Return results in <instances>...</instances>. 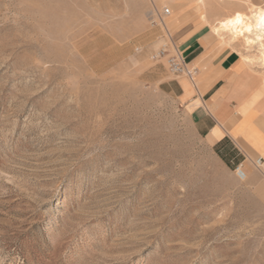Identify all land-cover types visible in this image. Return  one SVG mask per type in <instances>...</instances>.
<instances>
[{
    "label": "rangeland",
    "instance_id": "374dc122",
    "mask_svg": "<svg viewBox=\"0 0 264 264\" xmlns=\"http://www.w3.org/2000/svg\"><path fill=\"white\" fill-rule=\"evenodd\" d=\"M164 7L0 0V264H264L261 155L209 139L155 58L191 28L264 76L259 53Z\"/></svg>",
    "mask_w": 264,
    "mask_h": 264
},
{
    "label": "crops",
    "instance_id": "0c3cea01",
    "mask_svg": "<svg viewBox=\"0 0 264 264\" xmlns=\"http://www.w3.org/2000/svg\"><path fill=\"white\" fill-rule=\"evenodd\" d=\"M156 1L171 6L168 17L175 16L176 24L195 18L198 27L208 26L217 35L213 27L205 23L202 14L214 24L238 9L245 10L250 0L235 3L234 0H204L202 6L198 0ZM194 8L196 12L193 13ZM161 12L158 9V13ZM193 31L191 28L184 32L179 41L186 57L199 71L193 80L177 76L179 100L192 109L201 131L215 144L228 141L249 158L256 154L264 158L263 74L257 65L229 47L220 49V45L208 44L207 33ZM217 36L219 42L224 41Z\"/></svg>",
    "mask_w": 264,
    "mask_h": 264
},
{
    "label": "bare ground",
    "instance_id": "6f19581e",
    "mask_svg": "<svg viewBox=\"0 0 264 264\" xmlns=\"http://www.w3.org/2000/svg\"><path fill=\"white\" fill-rule=\"evenodd\" d=\"M198 1L200 2L201 6L204 4V0H198ZM202 18L205 20V23L213 27L214 32L217 35H219L224 40V42H228L229 44L233 45V43L236 44L235 42L241 40L243 44L251 48L249 50L250 53L252 49L257 50L259 54H256V56L259 55L258 58L260 60V63L261 65L264 66V12L263 11L258 12L254 9H250L248 10V12H246L243 9H238L232 15L218 19L214 24H212L210 20L206 19L205 14H202ZM174 21H175V16L169 18L168 20L169 23H172ZM245 57L246 60L249 62L250 56L245 55Z\"/></svg>",
    "mask_w": 264,
    "mask_h": 264
},
{
    "label": "built area",
    "instance_id": "2783aa9c",
    "mask_svg": "<svg viewBox=\"0 0 264 264\" xmlns=\"http://www.w3.org/2000/svg\"><path fill=\"white\" fill-rule=\"evenodd\" d=\"M171 14V8L166 6L163 8L161 14L158 16V20L165 21V17ZM153 24H157V20H153ZM155 58H165L168 68L176 76H186L189 79H194L198 74L199 69L192 65L187 58L180 53V50L176 46L173 36L167 33V38L158 51L155 54ZM253 164L256 168H262L264 166V158L258 156L254 159ZM236 176L240 180H245L247 178V171L245 170L243 164H239L235 167Z\"/></svg>",
    "mask_w": 264,
    "mask_h": 264
}]
</instances>
